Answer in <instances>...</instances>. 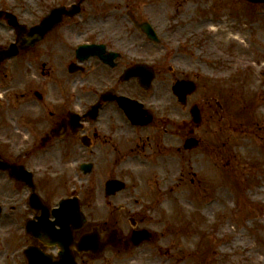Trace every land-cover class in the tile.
Returning <instances> with one entry per match:
<instances>
[{
	"label": "flooded vegetation",
	"instance_id": "af4514ba",
	"mask_svg": "<svg viewBox=\"0 0 264 264\" xmlns=\"http://www.w3.org/2000/svg\"><path fill=\"white\" fill-rule=\"evenodd\" d=\"M79 1L0 0V264L121 260L120 254L146 242L126 250L105 247L109 234L128 240L133 230L147 229L150 242L156 233L144 213L150 195L135 183L125 182L109 194L105 188L107 180L122 179L123 155L131 154L141 167H154L152 181L160 193L164 186L159 183L169 180L166 166L179 163L185 154L195 158L202 148L204 123L215 116L231 122L226 102H231L236 75L216 73L212 79L217 62H208L212 57L201 44L202 51L163 49L166 45L161 44L176 31L169 24L176 15L167 12L166 2L152 0L147 9L128 6L123 13L116 0H81L78 13H65ZM207 2L213 7L202 3L193 16L185 17L183 11V25L203 30L204 24L218 20L217 7L235 3L253 11L255 19L264 17V4ZM55 9V14L64 11L61 19L38 43L15 56L5 55ZM12 19L22 28L16 29ZM124 21L139 34L122 30ZM144 21L159 41L137 27L136 22ZM194 38L187 34L179 41L196 48ZM80 43L85 46L77 52ZM205 86L211 94L203 95ZM130 110L136 113L133 120ZM102 164L109 166L108 176L99 173L105 171ZM180 199H154L148 209L154 208L160 218L163 203V208L176 202L182 206ZM74 203L79 208L76 218ZM96 203L105 207L102 220L96 209L90 211ZM126 212L128 226L122 224ZM191 218L184 225L189 232ZM93 229L104 246L99 257L84 249L83 237ZM111 253L118 256L114 261L105 259ZM135 263L132 257L126 261Z\"/></svg>",
	"mask_w": 264,
	"mask_h": 264
},
{
	"label": "rangeland",
	"instance_id": "374dc122",
	"mask_svg": "<svg viewBox=\"0 0 264 264\" xmlns=\"http://www.w3.org/2000/svg\"><path fill=\"white\" fill-rule=\"evenodd\" d=\"M151 1L116 0L122 5L123 13L128 6L147 9V3ZM153 1L158 4L166 2L167 12L176 15L169 23L176 31L168 42L161 44L166 45L163 49H170L173 53L182 48L202 51L201 44L212 57L208 62H217L212 79L216 73L219 77L232 72L241 76L236 77L234 82L237 86L230 90L231 102H226L232 114L231 127L217 116L205 122L202 148L196 152L195 158L185 154L179 163L175 161L166 166L165 178L169 180L159 183L164 186L160 193L155 181H152L154 167H141L132 161L131 154L123 155L119 177L129 186L135 183L141 188V193L150 195L149 202L144 203V213L156 233L150 242L120 254L121 260L114 261L118 257L116 253L108 255L110 258L105 256V259H111L113 264H126L130 257L135 260V264H264V17L261 21L252 19V11L238 10L234 6L228 9L227 6L224 7V13L228 11L230 17L238 16L239 19L234 22L238 26L232 25L233 21L230 20L228 27L219 25V32L214 33L205 24L203 30L183 25L182 12L186 11L185 17L189 13L193 16V11L200 9L202 3L210 4L208 0ZM122 30L139 34L127 21L123 22ZM187 34L195 35L193 43L196 48L179 41ZM200 54L196 53L197 56ZM241 81L245 83L244 89L240 86ZM201 91L203 95L212 93L207 86ZM102 165L105 171L103 173L100 169L99 173L108 176L109 166L106 168L105 164ZM182 189L187 192L180 193ZM183 195L185 200H182V206L176 202L174 206L169 203L167 208H163V203L160 218L154 208L148 209L154 199L173 198L174 203ZM204 199H211L208 215L204 213V204L203 208L198 207L199 201ZM95 209L98 211L97 219L102 220L106 216L105 207L96 203L90 211ZM166 209H169V213L173 209L172 214ZM193 211L202 216L203 226L201 217H190ZM127 214L122 215V224L125 226L129 225L130 215ZM190 218L189 228L199 229L194 235L183 232ZM196 223H200L199 228ZM169 225L172 228L170 230Z\"/></svg>",
	"mask_w": 264,
	"mask_h": 264
},
{
	"label": "water",
	"instance_id": "95a60500",
	"mask_svg": "<svg viewBox=\"0 0 264 264\" xmlns=\"http://www.w3.org/2000/svg\"><path fill=\"white\" fill-rule=\"evenodd\" d=\"M252 1H264V0H252ZM77 11V8H74L72 9L69 13L73 14ZM56 14H53V15H50L49 16V20L53 19V16H55ZM57 16V15H56ZM58 18H59V15H58ZM52 23L49 24L47 22V20H45L43 23H41L40 25H37V26H34L30 32L28 33L27 35V38L26 39H23V40H20V47L22 48H25V47H28V46H33L39 39L40 37L43 35V33L48 30L50 27H52ZM141 28L144 30V31H148V34H152L151 32V29L150 27L145 24V25H142ZM12 49L11 51H9L10 53H12L13 51H16L15 49V45L10 48ZM9 49V50H10ZM15 53V52H14ZM108 186H109V189L111 191H114L116 189H118L120 186H121V183L118 182V181H110L108 182ZM75 207V210H74V214L75 213H78V206H74ZM149 238V233L147 231H134L130 240L132 243H139L140 241L142 240H145V239H148ZM85 246H84V249L85 250H89L91 251L92 253H95V254H99L103 247L105 246H108V245H112V246H115L117 245L118 243L121 244L124 248H126L128 245H129V242L128 241H117L115 238H113V235H109V239H108V242L107 244H103L101 245L100 241H99V238H98V235L95 233V232H91L90 234L88 235H85Z\"/></svg>",
	"mask_w": 264,
	"mask_h": 264
},
{
	"label": "bare ground",
	"instance_id": "6f19581e",
	"mask_svg": "<svg viewBox=\"0 0 264 264\" xmlns=\"http://www.w3.org/2000/svg\"><path fill=\"white\" fill-rule=\"evenodd\" d=\"M206 163H207V161H206ZM180 193H185V191H184V190H181ZM180 200H181V201H182V200H185L184 195L182 196V198H181Z\"/></svg>",
	"mask_w": 264,
	"mask_h": 264
}]
</instances>
